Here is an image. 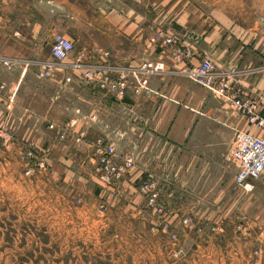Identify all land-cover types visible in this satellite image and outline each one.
Returning a JSON list of instances; mask_svg holds the SVG:
<instances>
[{"label": "crops", "instance_id": "crops-1", "mask_svg": "<svg viewBox=\"0 0 264 264\" xmlns=\"http://www.w3.org/2000/svg\"><path fill=\"white\" fill-rule=\"evenodd\" d=\"M159 28L174 29L193 46L194 64L210 58L219 71L234 72L264 115V0H0V211L6 209L8 218L57 222L56 232H121L124 251L129 238L148 232L132 223L148 213L140 185L150 174L177 214L178 232H188L181 228L183 215L213 221L239 201L237 169L226 156L239 132H263L185 76L174 49L151 41ZM57 33L75 50L66 67L41 80L40 63L54 60ZM82 54L93 66L164 60L167 69L150 76V94L118 100L72 68ZM4 58L16 68L7 70ZM93 113L98 121H87ZM72 119L78 124L67 139L49 127ZM83 129L85 143L76 145L74 136ZM100 138L115 143L121 156L136 158L130 174L112 185L94 176ZM29 145L47 161L31 175L20 158ZM250 194L261 201L251 207L264 212V174ZM101 203L107 205L104 219ZM258 230L251 237L264 246ZM165 238L152 234L153 249L163 253Z\"/></svg>", "mask_w": 264, "mask_h": 264}, {"label": "built area", "instance_id": "built-area-1", "mask_svg": "<svg viewBox=\"0 0 264 264\" xmlns=\"http://www.w3.org/2000/svg\"><path fill=\"white\" fill-rule=\"evenodd\" d=\"M151 41L162 48L172 47L175 59L185 64L183 68L185 76L227 102L231 110L245 116L251 126L263 132L262 135L239 132L232 149L226 156L227 161L237 169V186L248 193L254 191L255 182L264 174V115L258 111V101L246 95L234 72L219 71L218 66L210 58H203L200 63L194 64L193 61L197 54L193 46L183 41L174 29L159 28L152 35ZM74 50V42L66 35L57 33L52 50L54 60L40 63L38 78L41 80L53 78L57 68H64L68 65L67 60ZM2 64L7 70H14L17 66V63L10 58H4ZM71 66L82 72V79L86 84L97 86L118 100H125L133 94L137 96L150 94V76L165 73L167 69L164 60H146L140 66L131 68H123L114 64L93 66L84 62V54L78 56ZM66 81L72 82L73 76H67ZM4 88L5 86H2V89ZM85 118L89 122L98 121L96 113ZM77 124V120L72 119L63 124H51L49 127L56 130L61 139H67L71 133H75ZM86 137L87 131L83 129L75 134L74 141L77 145H82ZM12 143L10 139L6 140L5 144L10 147ZM95 154L94 176L104 185L119 182L136 166V158L133 154L121 156L117 145L106 142L103 138L96 141ZM38 155V151L33 147H25L21 152L22 161L27 167V175L33 174L38 168L46 167V161L38 160ZM140 189L145 196L146 207L152 211L156 220L158 219L153 229L170 232L171 238L179 241L178 234L173 231V217L177 214L170 209L158 178L150 174L142 181ZM100 212H106L105 204L101 205ZM181 223L189 229L196 227V220L191 215H183ZM203 231L204 229L199 228V232ZM180 250L183 252L182 247ZM180 256V251H175V257Z\"/></svg>", "mask_w": 264, "mask_h": 264}, {"label": "rangeland", "instance_id": "rangeland-1", "mask_svg": "<svg viewBox=\"0 0 264 264\" xmlns=\"http://www.w3.org/2000/svg\"><path fill=\"white\" fill-rule=\"evenodd\" d=\"M65 82L72 83L66 79ZM28 147L38 151V160L46 161L36 147ZM237 191L239 201L234 206H224L223 218L219 215V219L204 222L187 214L196 220L194 229L181 227L188 232H178L173 221V231L178 234L179 241H174L170 232L153 229L158 219L149 209L145 218L132 223L148 232L129 238L132 241L124 245V251L119 243L121 232H56L57 222L11 219L6 209H1L0 264H264V246L251 237L253 231L264 230V212L260 213L257 206L251 207L253 201H258L251 192L240 188ZM105 214L100 212V217L104 219ZM199 228L204 231L199 232ZM152 234L166 236L163 253L153 249ZM175 251H180L179 258L175 257Z\"/></svg>", "mask_w": 264, "mask_h": 264}]
</instances>
